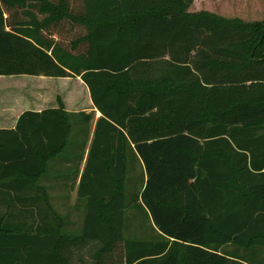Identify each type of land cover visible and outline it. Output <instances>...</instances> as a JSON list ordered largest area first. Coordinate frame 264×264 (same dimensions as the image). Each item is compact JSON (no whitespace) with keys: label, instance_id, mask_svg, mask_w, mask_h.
<instances>
[{"label":"trees","instance_id":"obj_1","mask_svg":"<svg viewBox=\"0 0 264 264\" xmlns=\"http://www.w3.org/2000/svg\"><path fill=\"white\" fill-rule=\"evenodd\" d=\"M194 2L0 0V76L81 78L101 114L79 233L41 185L72 140L63 101L0 130V264H264V22ZM131 207L166 242L129 239Z\"/></svg>","mask_w":264,"mask_h":264},{"label":"rangeland","instance_id":"obj_2","mask_svg":"<svg viewBox=\"0 0 264 264\" xmlns=\"http://www.w3.org/2000/svg\"><path fill=\"white\" fill-rule=\"evenodd\" d=\"M187 13L190 15L209 13L226 20H238L245 23H260L264 22V0H195L193 6L187 11ZM70 32L74 33L73 31ZM67 34L71 37L69 33ZM80 79L81 78H46L26 75L11 77L0 76V108L8 107L11 111L16 113L27 109L42 110L46 108H56L52 106H58V100L60 99L63 102L66 101L71 107L74 106L75 102V106L77 103L81 102V107L72 109L75 112L86 113L90 116V121L87 124L83 121L84 118L80 119L77 115H73L72 140L69 144V148L65 154H62L49 163L48 175L50 176L43 179V181L41 180L42 185L49 188L52 203L63 216H65L67 211L70 210V206L77 202V178H75L74 175L72 178L65 179L64 177L59 176L54 177L51 174H60L66 169V175L68 174L70 176V173L75 170H80V166L81 169L85 167V162L84 164L81 163V165L78 163L77 165L73 163L64 164V162L68 157L70 158L71 153L80 154L82 151V148H79L78 145H82L83 140L77 141L79 143H76L73 140H79L80 137L81 139H85L87 142V150L90 149L98 119V115L94 112L93 107L87 106L86 101L89 96H86L87 99L85 101V85H83ZM141 87L144 90L166 89L165 85L158 83L142 84ZM138 168L141 167L139 166ZM143 172L144 168L142 170L137 169V175L141 176ZM133 186L134 185L131 183H128L129 194L136 191ZM63 188L65 191L60 190ZM4 212L5 209L0 208V213ZM134 213L143 216V220H139L142 222L139 224V228L142 232L139 233L138 229L127 226L126 236L129 239L136 241L143 240V238L152 239L153 236L147 237L151 231V224L146 212H143L142 210L138 212L130 210L129 216L132 217ZM130 217H128L127 225H130ZM146 227L147 234H145ZM223 250L230 253L234 251L232 246Z\"/></svg>","mask_w":264,"mask_h":264},{"label":"crops","instance_id":"obj_3","mask_svg":"<svg viewBox=\"0 0 264 264\" xmlns=\"http://www.w3.org/2000/svg\"><path fill=\"white\" fill-rule=\"evenodd\" d=\"M82 83H83V81H82ZM83 85H85V84L83 83ZM84 90H85V93H84L85 94V101L87 99L86 96L87 97L89 96L88 97V100L86 101L87 106H89V107L92 106L93 109H94L93 103H92L91 98H90V93H89V90L86 87V85L84 86ZM63 103L65 104V107H66L67 112H69L71 115L80 114L79 112H75L72 108H79V107H81V105H82L81 102L77 103L76 106H75V104H76V102H75V104H74L75 107L74 106L71 107L66 101H64ZM52 107H56L57 108V106H52ZM42 110H44V109H42ZM42 110H34V109H31V111H36V112H40ZM25 111H28V109L16 113V112L11 111V109L8 108V107H1L0 108V130L1 129H8V130L9 129H14L16 127V124H17V121H18L19 117ZM94 112L97 113L98 119H99L101 117V114L97 110H95V109H94ZM98 119H97V121H98ZM96 124H97V122H96ZM94 133H95V131H94ZM91 145H92V143H91ZM89 151H90V149L87 150V147H86L85 150H84V152H82L83 160L81 162L74 161L73 160V157L70 155V158L68 157L67 160L64 162V164L65 163H71V164L73 163V164H76L77 165V163L79 162L78 164L81 165V163L84 164V162H85L84 165L86 167L87 159H88V155H89ZM65 153H63V154H65ZM85 167L83 169H81V166H80V168H79L80 170H78V171L75 170L74 172L70 173V176L68 174H67L68 176L66 175V171H67L66 169L64 170L63 173H60V174H56L55 173V175L54 174H51L54 177L55 176H59V177H64L65 179L72 178L74 175H75V178H77V181H76L77 182V191H76L77 202L75 204H72L70 206V210H68L67 213H66V215H65V217L67 219V222L69 223L68 229L70 231H72L73 233H79L80 232V230L82 229V224H83L84 215H85V208H84V206H85L84 204L85 203L83 201H79L78 200L79 185H80L81 177H82V175L84 173ZM48 176H50V175H48ZM41 185H42V182H41ZM46 188H47V196L50 199V203H51L52 207L57 212H59V210H57V207L54 206V204L52 203L51 195L49 194V188L47 186H46ZM60 190L65 191L64 188L63 189H60ZM40 207H43V206L41 205ZM24 209L25 210H28V211H36L37 210V208L35 206H30V205H26L24 207ZM130 210H135L136 212H138V210H136L135 208H132L131 207L128 210V212H127V220H128V217H130L129 216V211ZM130 218H131V222L129 223L130 225H127V222L128 221L126 220V226H129L131 228H136V229L139 230V233H141L142 230L139 228V224L142 223V222L139 221V220L140 219L143 220V216L141 214L134 213V215L132 217H130ZM149 221H150V224H151V231H150L149 236H147V237H151V236H153V237H152V239L143 238V240H141V243L142 244H144V243L147 244L149 242H153V245H154V244L166 242V241H164L165 239L162 238L163 236L160 234L159 230L156 228V226L154 225L153 221L150 218H149ZM145 234H147V227H146ZM170 243H172V240H170ZM162 258H163L162 256H157V257H155L153 259L159 260V259H162Z\"/></svg>","mask_w":264,"mask_h":264}]
</instances>
